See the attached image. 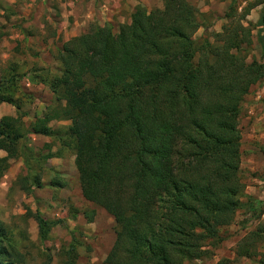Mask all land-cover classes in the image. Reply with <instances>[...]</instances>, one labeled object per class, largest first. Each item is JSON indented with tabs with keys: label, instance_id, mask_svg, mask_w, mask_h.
<instances>
[{
	"label": "trees",
	"instance_id": "16d2710c",
	"mask_svg": "<svg viewBox=\"0 0 264 264\" xmlns=\"http://www.w3.org/2000/svg\"><path fill=\"white\" fill-rule=\"evenodd\" d=\"M228 1L226 24L212 41L193 38L201 25L189 0L135 11L114 33L107 24H90L57 50V75L39 81L54 106L27 132L18 118H0V177L24 133L72 151L81 197L114 222L104 264L200 259L217 247L236 211L254 214L260 203L244 193L237 121L244 96L264 75L263 63L246 62L240 53L251 45L242 22L261 6L255 22L261 30L264 0L246 4L237 19L234 0ZM256 40L264 54L262 36ZM1 102L9 100L0 95ZM57 120L68 125L51 129L48 123ZM31 183L40 186L36 176ZM49 185L62 186L58 180ZM32 218L38 232L54 225L38 214ZM8 238L0 221V264H21ZM263 238L264 224L258 223L236 243L235 257L264 264L263 257L255 259ZM64 256L62 264H74L73 246Z\"/></svg>",
	"mask_w": 264,
	"mask_h": 264
},
{
	"label": "rangeland",
	"instance_id": "374dc122",
	"mask_svg": "<svg viewBox=\"0 0 264 264\" xmlns=\"http://www.w3.org/2000/svg\"><path fill=\"white\" fill-rule=\"evenodd\" d=\"M256 1L234 0V19L242 7ZM189 2L198 11L197 21L201 25L193 38L212 41V33L226 24L224 14L229 1ZM260 7L251 9L242 22L250 29L251 45L240 53L246 62L255 60L264 64V54L256 40L259 34L264 41V27L261 30L255 27ZM162 8L163 0H34L26 15L19 12V16L10 20L5 13L1 14L0 95L9 102L0 103V118H18L27 132L33 119L54 106L46 85L39 81L57 75V50L70 38L86 32L90 24H107L114 33L119 25L129 22L131 13ZM66 125L68 122L63 120L48 123L51 129ZM237 127L244 193L260 203L254 214L236 211L232 223L220 230L217 247L184 264H258L257 260L236 258L234 250L236 243L258 223L264 224V75L244 96ZM16 147V156L8 159L0 177V221L14 250L20 254L21 264H62L70 245L74 249V264H104L114 241V222L103 209L81 197L72 151L60 148L52 138L30 133H24ZM47 153L52 156L43 159ZM4 155L0 151V157ZM34 176L39 187L31 183ZM53 180L60 181L61 188L50 186ZM91 210L92 217H84V212ZM33 214L54 225L38 232ZM262 257L264 238L257 244L255 259Z\"/></svg>",
	"mask_w": 264,
	"mask_h": 264
},
{
	"label": "crops",
	"instance_id": "0c3cea01",
	"mask_svg": "<svg viewBox=\"0 0 264 264\" xmlns=\"http://www.w3.org/2000/svg\"><path fill=\"white\" fill-rule=\"evenodd\" d=\"M33 5L34 0H0V15L5 13L12 20L14 17L19 16V12L22 16L28 14Z\"/></svg>",
	"mask_w": 264,
	"mask_h": 264
}]
</instances>
